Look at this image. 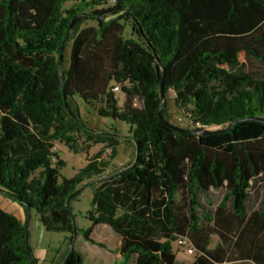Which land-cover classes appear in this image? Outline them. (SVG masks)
I'll return each instance as SVG.
<instances>
[{"label":"trees","instance_id":"obj_1","mask_svg":"<svg viewBox=\"0 0 264 264\" xmlns=\"http://www.w3.org/2000/svg\"><path fill=\"white\" fill-rule=\"evenodd\" d=\"M88 21L97 27L83 28ZM128 21L137 38L124 37ZM252 61L264 65V0H0V192L36 212L46 231L73 237L71 202L89 181L92 227L76 226L84 240L106 225L122 239L121 263L183 264L178 239L198 242L201 221H211L199 213L201 197L225 190L218 211L230 203L239 222H257L253 254L236 242L238 256L264 264V71L250 72ZM162 83L194 129L170 122L166 102L162 123ZM74 97L129 126L132 164L105 176L103 147L60 181L56 142L72 147L82 135L111 148L112 160L121 144L89 129ZM258 188L259 210L249 214ZM27 220L0 208V264H31ZM204 243L192 264L222 262ZM60 264L86 263L73 249Z\"/></svg>","mask_w":264,"mask_h":264},{"label":"rangeland","instance_id":"obj_2","mask_svg":"<svg viewBox=\"0 0 264 264\" xmlns=\"http://www.w3.org/2000/svg\"><path fill=\"white\" fill-rule=\"evenodd\" d=\"M69 6H71V4H68V7ZM124 25V37L137 38L135 32L132 30L131 23L128 21L125 22ZM85 27H97V23L88 21L83 26V28ZM70 55L71 43L68 44L64 53V68H68L69 66ZM247 68L250 72L257 73L264 71V65L256 61L248 63ZM116 96L119 100V105H122L125 100L124 93L118 92ZM165 102L166 114L170 122L181 128L194 129L186 113L178 108L175 102V94L172 91L167 93ZM71 106L73 110H78L81 119L89 129L103 133L109 132L114 135L115 139L120 141L121 144L117 147V157L112 160L110 158L112 152L111 148H107V145L104 144H95L94 142L87 141L82 135H76L74 137L75 143L72 147L61 142H56L53 151L58 159L65 162V166L60 168V181L62 177L72 178L75 176L80 170L87 166L88 162L91 161L103 147H105V154L102 159L109 164L105 176L117 172L135 161V145L128 138L129 126L126 123L111 118L101 117L93 105L85 103L79 97H74L72 99ZM96 106L101 107L102 105L98 104ZM53 161L56 163L57 159L54 158ZM80 188L82 189L81 194L75 201L71 202V208L75 215V224L77 228L80 230H87L92 227V223L86 218V215L92 208L93 187L89 185V181H85ZM221 196V191H211L207 197H201V210L199 213L203 211L211 218V221H201V232L196 237L198 239L199 236L203 237L206 235L211 246H215L216 243L220 241L215 221L221 219L222 215V212L217 210V203L221 199ZM262 198L263 189H253L248 204L250 212L259 206ZM179 201V203L182 204L181 196H179ZM256 202L258 205H255ZM0 208L16 215L22 221L26 220L28 216L21 205L4 196L2 192H0ZM29 235L33 257L36 259L37 264H60L71 246H73L74 250L82 254L86 264L121 263V256L118 250L122 244V239L106 225H98L92 228L90 239L93 242L84 240L80 233L77 234L74 240L73 237L66 233L46 231L40 224L39 216L33 211L29 221ZM174 250L177 254V262H182V260L190 261L192 258L190 256L195 258L198 255L196 252H193L191 255L186 249L178 248L176 244ZM128 264H135V262L133 261Z\"/></svg>","mask_w":264,"mask_h":264},{"label":"crops","instance_id":"obj_3","mask_svg":"<svg viewBox=\"0 0 264 264\" xmlns=\"http://www.w3.org/2000/svg\"><path fill=\"white\" fill-rule=\"evenodd\" d=\"M211 191H219V192L221 191L222 192L221 199L225 194V190L210 189L208 195L210 194ZM221 199L217 203V210H218V205L221 202ZM255 205H258V203L256 202ZM258 210H259V206L255 208L253 211H258ZM251 212H249V214ZM256 223H257L256 221H252L249 219L245 220L242 223L239 222L237 219L233 217L232 207L231 204L229 203L226 209L222 211L221 219L215 221L218 230V238L220 239V241H218L215 246H211L207 236L205 235L203 237L200 236L198 238V242L193 243V236H191L190 248L192 250H196V248L199 247V245H201L202 241L204 240L205 243L203 245L207 244L208 251H213L214 253L222 257V262L220 263L215 262V264H255L252 257L238 256L237 250L234 245L236 242H240V243L242 242L244 244L251 245L249 247L250 248L249 250L252 251L253 254L256 248L255 247L256 236L253 233V231H251V229L254 228ZM190 257H192L190 261L182 260V262H178V263L192 264L195 258H193V256Z\"/></svg>","mask_w":264,"mask_h":264},{"label":"water","instance_id":"obj_4","mask_svg":"<svg viewBox=\"0 0 264 264\" xmlns=\"http://www.w3.org/2000/svg\"><path fill=\"white\" fill-rule=\"evenodd\" d=\"M70 33V29L68 31V34ZM66 42V39L62 45V52H61V58L63 57V54H64V44ZM63 82H64V74L61 73V83L63 85ZM161 101H160V111H159V115H160V119L162 121V123L165 124L164 120H163V117H162V111H163V105H164V102H165V93H164V86H163V83L161 85ZM95 132H98V131H95ZM136 149L138 150V146L136 144ZM137 154H138V151H137ZM68 204H70V201H68ZM29 209V214H28V220H27V225H26V237H27V247H28V253H29V257H30V263L31 264H35L34 261H33V258H32V254H31V249H30V235H29V221H30V217H31V210L30 208L28 207ZM72 220H73V226H74V236H73V239L75 240L76 237H77V231H76V224H75V217H74V214L72 213ZM73 250V246H71L70 248V253L72 252Z\"/></svg>","mask_w":264,"mask_h":264},{"label":"built area","instance_id":"obj_5","mask_svg":"<svg viewBox=\"0 0 264 264\" xmlns=\"http://www.w3.org/2000/svg\"><path fill=\"white\" fill-rule=\"evenodd\" d=\"M114 92H120V88L118 86H116L114 89H113ZM177 246L178 248H183V249H186L190 254H192L193 252H195L194 250H192L190 248V241L187 237H181L178 239L177 241Z\"/></svg>","mask_w":264,"mask_h":264}]
</instances>
